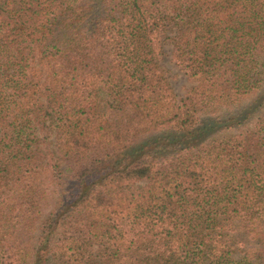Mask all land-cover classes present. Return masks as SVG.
<instances>
[{
  "label": "trees",
  "instance_id": "1",
  "mask_svg": "<svg viewBox=\"0 0 264 264\" xmlns=\"http://www.w3.org/2000/svg\"><path fill=\"white\" fill-rule=\"evenodd\" d=\"M0 264H264V0H0Z\"/></svg>",
  "mask_w": 264,
  "mask_h": 264
},
{
  "label": "rangeland",
  "instance_id": "2",
  "mask_svg": "<svg viewBox=\"0 0 264 264\" xmlns=\"http://www.w3.org/2000/svg\"><path fill=\"white\" fill-rule=\"evenodd\" d=\"M171 50H172V45L169 42V40H167L166 45H165L166 55L162 59L161 63H162V66L166 70V75L168 76V79H169L172 87L174 88V90L177 94V97L182 98V97H185L187 95L188 89L193 84H195V81L193 78H190L182 69H180L175 64V62L173 61V59L171 57ZM245 103H248V102H245ZM245 103H241L240 105H243ZM234 109L235 108H232V111ZM228 110H230V109H228ZM225 111H226V109H225ZM228 112H231V111H227L225 113H228ZM236 130L237 129L226 130V131H222L220 133L216 132V133L212 134V136L209 137L208 139H213L215 137H218V135L221 136V135L226 134V133H234ZM204 137H205V134L200 135V137L198 139L202 140ZM193 142H197V141L194 140ZM248 245H253V243L251 241H248Z\"/></svg>",
  "mask_w": 264,
  "mask_h": 264
}]
</instances>
